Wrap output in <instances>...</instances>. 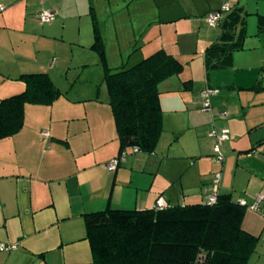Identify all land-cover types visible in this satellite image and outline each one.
Masks as SVG:
<instances>
[{
	"label": "crops",
	"instance_id": "crops-1",
	"mask_svg": "<svg viewBox=\"0 0 264 264\" xmlns=\"http://www.w3.org/2000/svg\"><path fill=\"white\" fill-rule=\"evenodd\" d=\"M248 1L218 0L201 15L187 0H0L6 6L0 11V100L25 89L18 79L22 71L13 75L2 69L22 68V61L12 54L6 60L4 52L20 38H27L25 43L35 38L42 53L25 57V65L38 71L23 73H47L60 91L59 81L73 88L80 74L94 78L91 73L97 72L98 80L104 78L101 58L92 48L95 27L109 68L133 65L159 49L183 64L180 74L159 84L163 132L155 151L128 149L124 163L114 171L107 163L120 154V143L109 98L100 99L98 92L93 97L61 91L52 104L25 105L22 128L0 139V243L17 246L0 251V264H93L85 214L152 208L159 197L169 205L206 202L215 175L210 173V183L204 181L199 164L203 155L213 167H222L218 194L247 204L243 227L259 237L247 264H264V200L257 210L250 207L258 194H264V0H256L263 1L256 11L248 9ZM224 3L230 10L215 27L209 26L207 13ZM43 10L55 12L52 22L39 21ZM233 12L238 21L232 32L242 47L232 53L229 66L207 70L205 50L227 30L225 23ZM250 14L257 15L258 42L253 46L246 44ZM59 40L87 48L91 56L83 58L76 50L67 61L57 46H48ZM31 43L22 52L29 51ZM252 58L250 65L246 61ZM207 88L218 92L210 98L209 111H203L201 92ZM223 130L230 138L221 146L222 162H216L214 133ZM175 141L179 160L188 162L185 169L189 164L195 168L188 178L198 177L203 184L196 199L183 183L176 188L170 176L157 174L159 163H177L169 155ZM176 166L179 176L186 177L182 165Z\"/></svg>",
	"mask_w": 264,
	"mask_h": 264
},
{
	"label": "trees",
	"instance_id": "trees-1",
	"mask_svg": "<svg viewBox=\"0 0 264 264\" xmlns=\"http://www.w3.org/2000/svg\"><path fill=\"white\" fill-rule=\"evenodd\" d=\"M237 19V12L229 14L227 30L205 50L207 70L229 66L232 53L242 47V40H235L232 32ZM94 32L92 48L105 69L120 153L138 147L151 154L163 132L159 84L180 74L183 64L159 49L131 66L109 68L96 27ZM18 79L25 83V89L0 100V139L22 128L26 104L49 105L62 95L47 73H22ZM245 212L246 206L230 194H218L214 204L194 202L87 213L93 264H247L259 237L243 227Z\"/></svg>",
	"mask_w": 264,
	"mask_h": 264
},
{
	"label": "rangeland",
	"instance_id": "rangeland-1",
	"mask_svg": "<svg viewBox=\"0 0 264 264\" xmlns=\"http://www.w3.org/2000/svg\"><path fill=\"white\" fill-rule=\"evenodd\" d=\"M96 1H102V0H96ZM113 1L115 2V0H113ZM183 1H185V0H183ZM187 1L189 3L191 2L193 4V8H191V10L195 11L196 13H197V11H201V12H199L201 15L204 13L203 11L207 7H209V5H214L215 3L218 2V0H187ZM261 2H263V1H261ZM261 2L257 3L256 0H249L248 1V7H249L248 9L252 10V11L253 10L256 11L260 7H263ZM260 9H262V8H260ZM70 30H72V28H70ZM247 34H248V37H247V43L246 44L251 45V46L255 45V41L258 42L257 41V39H258V35H257L258 34V30H257V15H251L250 14L247 17ZM68 36H69L68 38L73 37L71 31H70ZM20 39L21 40H19L18 42H16V43L14 42V44L11 46V49H9V50L6 49V50H8V53H7L6 50H4V52L7 54V56H5L6 60H9V58H11L12 55H13V59L16 58V59L22 61L20 63V67H22L24 69H22V68L19 69L18 68V69H15V70H10V67L7 66V65L3 66L2 69L7 71V72H9V73H11V74H13V75H16V73H18L19 71H22V72H19V73H23L25 71H38V68H29L30 67L29 65L28 66L25 65L26 63L29 62V61L25 62V61H27V59L25 57H27L29 59H33L34 56L36 57V56L42 54L41 51H40L39 42L36 41L35 38H30V39H32V41L29 40V41L26 42L27 43L26 44L24 41H26L27 38L26 39L23 38V41H22V38H20ZM3 41L4 40L1 41V44H2ZM75 41H77V43L80 42L79 40H75ZM30 42H32L31 43L32 44V48L29 51H27V52H22V50L25 49V47H24L25 45L30 46L29 45ZM3 43L5 45H7L6 42H3ZM52 43H53L52 45L50 44V42L48 43L49 48L51 49L54 46H57L59 51L64 54V58L67 59V61L72 57L73 52H75L76 50H80L81 53L84 54L83 58H87V56H91L90 55L91 53H90V51H87V48L83 49V47H79L77 44H70L69 42H63L61 40L52 41ZM85 45H86V43H85ZM86 47H87V45H86ZM75 54H78V51ZM246 62H249L248 64L252 65L253 62H255V61H254V58H252L251 60L246 61ZM127 65L130 66L132 64H127ZM93 67H94V65H93ZM263 73H264V69H263ZM79 76L81 77L80 81L78 83L77 82L78 80H76L77 83H76V85L73 88L70 87L71 83H67L66 88H64L65 82L64 83H60V81L58 82V87H60L61 91L66 92L67 95L77 96V93L78 94L81 93V95H90L92 93L91 95L94 97V96L97 95V92H98V97L100 99L105 100V98H107V100H108L109 96H108V92H107V89H106V86H105L106 84L104 82V78H100L98 80L97 79V77H98V73L97 72L91 73V77H94V78H90V75L88 73H84V75L80 74ZM73 77H75V75ZM86 77H88V78H86ZM72 79H74V78H72ZM96 80H97V82H96ZM7 84L9 85V83H7ZM263 96H264V94H263ZM198 109H199V107H198ZM177 143H178V141L173 142L172 152L169 153V155H172L171 156V160H176L177 163H167V162H170V160H168V161L165 160L164 163H159V167L157 168V171H158L157 174H158V176H160L161 175L160 173H162V174L164 173L165 175L170 176V178L173 179L172 181H173L174 187L180 188V185L183 183L184 186L187 187L186 188L187 192L192 190L194 192H190V193L195 194L196 190H197V192L201 190V187H202L203 184L200 183L201 181L198 179V177H197V179L196 178H194V179H189L188 178L189 174L190 175H194L195 174V173H193L195 171V168H191L190 167L191 164H189V165L187 164L188 167L185 169L183 164H186L187 160L186 159L179 160L181 158L180 157L181 156V152L179 150V144H177ZM221 149H222V147H221ZM222 151H224V150H222ZM207 158L208 157H205V155L201 156V158H200L201 160L199 161L200 162L199 164L201 166L200 167L201 168V172L204 171L205 174H206V175H204V177H205L204 181L210 183L211 179H212V177L210 176V173H213V175H215L216 172H219V171L222 173V170H221L222 167H221L220 164H214L215 167H213V165H211V163H209V161H205V159H207ZM188 160L191 162L194 159L193 158H188ZM169 164H173L174 166L169 165ZM178 164L182 165V167H181L182 170L181 171H183V175H187L186 177L185 176H182V177L179 176L180 174H178V173H179L180 169L176 166ZM177 169H178V173H177ZM187 192H186V194H187ZM197 195H199V193H196V196ZM196 196L194 197L195 199L199 197V196H197V197Z\"/></svg>",
	"mask_w": 264,
	"mask_h": 264
},
{
	"label": "built area",
	"instance_id": "built-area-1",
	"mask_svg": "<svg viewBox=\"0 0 264 264\" xmlns=\"http://www.w3.org/2000/svg\"><path fill=\"white\" fill-rule=\"evenodd\" d=\"M5 8H6L5 5L0 4V11L4 10ZM229 10H230L229 4L224 3L220 9L209 11L206 15L207 24L211 27H215L222 20L223 14ZM54 17H55V12L51 10H43L38 14V19L41 23H50L53 21ZM217 92L218 90L215 88H207L201 92V97L203 99V103H202L203 111H209L211 107L210 98ZM224 114H226V112H224ZM43 135L48 136L49 134L48 132H43ZM214 136H215V144L213 147L214 161L222 162L224 155L222 153L221 146L225 140H228L230 138V136H229V133L225 130L221 132H215ZM132 151L139 152L140 150L138 147H133ZM126 156H127V151L121 152L118 156L114 157L107 163V168L110 171H114L118 169L124 163ZM220 179H221V172L219 171V172H216L215 174L213 193L210 194L206 200L208 204H214L217 201L218 185H219ZM263 200H264V194H258L255 202L250 207L252 209L257 210L259 207V203ZM239 203L241 205H247L244 200H240ZM167 205L168 204L166 203L164 198L159 197L157 199L156 206L158 208H164ZM16 248L17 246L15 244L0 243V251H11Z\"/></svg>",
	"mask_w": 264,
	"mask_h": 264
}]
</instances>
